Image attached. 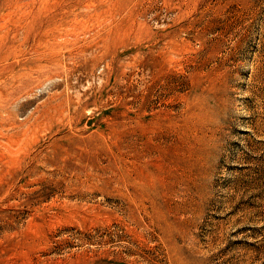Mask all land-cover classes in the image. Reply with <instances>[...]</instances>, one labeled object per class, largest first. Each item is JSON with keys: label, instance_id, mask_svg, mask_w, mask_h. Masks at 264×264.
Wrapping results in <instances>:
<instances>
[{"label": "rangeland", "instance_id": "1", "mask_svg": "<svg viewBox=\"0 0 264 264\" xmlns=\"http://www.w3.org/2000/svg\"><path fill=\"white\" fill-rule=\"evenodd\" d=\"M0 264H264V0H0Z\"/></svg>", "mask_w": 264, "mask_h": 264}]
</instances>
